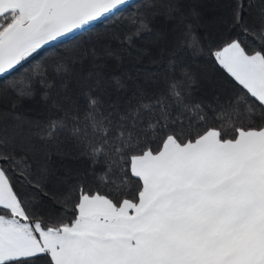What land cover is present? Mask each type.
<instances>
[{"label": "snow or ice", "instance_id": "1", "mask_svg": "<svg viewBox=\"0 0 264 264\" xmlns=\"http://www.w3.org/2000/svg\"><path fill=\"white\" fill-rule=\"evenodd\" d=\"M127 7L0 0V264H264V0H216L219 32L200 3L145 0L104 34L151 37L135 78L75 73L116 55L99 38L14 76Z\"/></svg>", "mask_w": 264, "mask_h": 264}, {"label": "trees", "instance_id": "2", "mask_svg": "<svg viewBox=\"0 0 264 264\" xmlns=\"http://www.w3.org/2000/svg\"><path fill=\"white\" fill-rule=\"evenodd\" d=\"M145 0H138L127 7L126 11L121 16L113 20H104L97 23L94 27L88 29L85 32L78 34L74 39H68L55 46L47 47L42 50L39 55L30 60L27 65L15 73L14 76H20L22 73L28 71V69L37 63L48 62L52 65V61L58 59L62 53H70L73 50L86 46L88 43L96 42L99 38L102 43H105L111 47L116 54L114 57L106 59L103 64L97 68L90 61L85 60L83 63H76L74 71L80 77H87L90 72L99 73L100 77L105 81L111 83L115 79L127 80L129 76L135 78L137 72L150 71L154 67V59L158 55V51L150 44L151 37L145 33L138 39L132 41L131 45H123L117 40H107L104 34L106 32L111 33L114 31V23H118L121 32H128L130 26L123 23V19L127 18L131 13L142 7ZM189 3L196 2L203 6V24L208 26L214 32L222 30V26L217 16L213 15V6L216 0H188ZM162 21H157V24ZM203 72V84L202 90L211 92L214 87L223 82V77L218 70H214L211 66L202 67ZM11 82V81H9ZM8 99V98H6ZM4 106V103L0 102V108ZM36 107L34 103H25L23 110L31 113V110ZM73 167L86 166L83 161H68Z\"/></svg>", "mask_w": 264, "mask_h": 264}, {"label": "water", "instance_id": "3", "mask_svg": "<svg viewBox=\"0 0 264 264\" xmlns=\"http://www.w3.org/2000/svg\"><path fill=\"white\" fill-rule=\"evenodd\" d=\"M136 1H138V0H130V5L133 4V3H135ZM98 23H99V22H98ZM96 24H97V23H96ZM96 24H94L92 27H94ZM92 27H91V28H92ZM89 29H90V28H89ZM79 34H80V33H79ZM77 35H78V34H77ZM70 39H71V38H70ZM65 41H66V40H65ZM62 42H63V41H62ZM59 43H61V42H58V43H56V44H59ZM56 44H55V45H56Z\"/></svg>", "mask_w": 264, "mask_h": 264}]
</instances>
